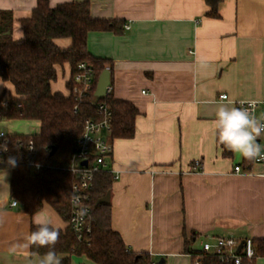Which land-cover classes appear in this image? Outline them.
<instances>
[{"label":"crops","instance_id":"1","mask_svg":"<svg viewBox=\"0 0 264 264\" xmlns=\"http://www.w3.org/2000/svg\"><path fill=\"white\" fill-rule=\"evenodd\" d=\"M37 1L0 0V10L13 16V39L22 38L19 20ZM63 1L47 0L50 6ZM87 1L92 17L128 25L118 34L89 32L86 47L109 61L113 97L138 109L133 137L110 139L108 165L117 174L110 188L112 228L130 250L164 264H193L190 250L200 252L210 237L264 238V164L234 172L243 157H223L212 126L220 104L256 100L264 110V0H222L218 17L206 15L204 0ZM54 43L66 48L71 40ZM69 75L68 64L57 66L52 91L66 93ZM4 89L12 93L0 79V94ZM10 177L0 167V264H37L39 255L19 247L35 214L67 222L48 203L31 215L20 203L12 206ZM80 263L89 261L72 257L71 264ZM254 264H264V257Z\"/></svg>","mask_w":264,"mask_h":264},{"label":"trees","instance_id":"2","mask_svg":"<svg viewBox=\"0 0 264 264\" xmlns=\"http://www.w3.org/2000/svg\"><path fill=\"white\" fill-rule=\"evenodd\" d=\"M208 6L206 15L218 17V6L222 0H204ZM23 32L20 39H13V16L11 11L0 10V79L12 85V93L6 89L0 94L2 120H25L38 124L33 134H12L4 153V161L15 157L17 166L0 165L11 172L9 193L28 214L48 203L67 222L54 246L63 264H71L73 256L85 257L89 263L80 264H158L147 252H135L124 243L118 231L111 225V204L97 203V199L110 190L113 175L102 172L95 175L90 190L91 232L78 240L68 220L72 176L65 170L75 151L76 139L82 132L84 120L98 119L95 106L90 101L105 102L111 111L109 138H131L135 132L136 106L119 100L109 92L95 97L94 91L99 74L104 68L111 71L108 60L92 56L86 47L87 35L91 31L121 33L122 19L92 17L87 0H67L50 6L47 0H38L31 15L19 20ZM68 37L70 46L58 47L55 38ZM86 62L94 70L92 88L77 101L78 92L74 81L76 65ZM68 64L70 75L65 81L66 93L52 91L51 83L57 79V66ZM221 155L231 158L216 137ZM253 160L243 157V170ZM36 230L31 225L30 233ZM255 257H264V238H254ZM49 248L29 247L31 255L42 256ZM193 257H201L200 264H227L215 256L190 250ZM255 260V259H254ZM164 264V262L162 263ZM243 264H247L244 262Z\"/></svg>","mask_w":264,"mask_h":264},{"label":"built area","instance_id":"3","mask_svg":"<svg viewBox=\"0 0 264 264\" xmlns=\"http://www.w3.org/2000/svg\"><path fill=\"white\" fill-rule=\"evenodd\" d=\"M128 28V25H124ZM74 81L77 85L78 92L74 98L77 101L82 100V95L88 92L94 82V70L92 66L82 61L76 65V73ZM111 91L110 86L107 87V93ZM95 96V95H94ZM96 97V96H95ZM227 98V94H221L220 100ZM254 101V104L249 102ZM243 102V103H242ZM90 103L95 106L100 118L94 120L87 118L84 120L82 132L76 139L75 151L72 153L68 166L65 167L71 176V195H70V216L68 223L74 231L78 240L85 239L91 232V221L89 217L90 207L88 202L90 200V190L93 185V180L96 174L108 172L117 178L116 172L109 167L108 160L112 154V142L109 138L111 132V111L105 102ZM260 101L245 100L236 101V107L248 108L256 118L264 122V110H259ZM0 120L1 115H0ZM10 134L0 130V159L4 160L3 146L7 145ZM257 142L261 145L262 152H264V134L258 138ZM7 147V146H6ZM86 161V164H83ZM253 163L264 164V160L255 159ZM4 163H0L2 165ZM193 167L200 169L201 162L195 160ZM236 173L244 172L240 164H236L233 168ZM16 199H11L12 206L18 205ZM82 210H86L83 216L78 215ZM241 240H244L240 250L237 249ZM200 251L209 256L217 257L221 262L227 264H254L255 248L253 239L250 237L237 238L234 236H214L209 239L201 241ZM201 257L193 258V264H200Z\"/></svg>","mask_w":264,"mask_h":264},{"label":"clouds","instance_id":"4","mask_svg":"<svg viewBox=\"0 0 264 264\" xmlns=\"http://www.w3.org/2000/svg\"><path fill=\"white\" fill-rule=\"evenodd\" d=\"M249 103L254 104L255 102ZM212 126L219 143L227 150L238 153L248 160L257 158L264 160V152L257 142L258 138L264 134V122L256 118L248 108L232 106L231 102L220 104L215 109ZM3 150L7 151L6 145L3 146ZM0 163H6L12 168L17 166V160L12 156H9L6 162L0 159ZM6 174L4 172L3 179ZM84 214H86V210L78 213L81 216ZM34 223L36 230L32 231L26 237L27 242L19 247L29 248L35 245L49 248V251L38 258L37 264H63V257L57 254L54 246L59 241L61 230L65 225L54 220L46 211L36 213ZM16 247L14 246L12 251H15Z\"/></svg>","mask_w":264,"mask_h":264},{"label":"water","instance_id":"5","mask_svg":"<svg viewBox=\"0 0 264 264\" xmlns=\"http://www.w3.org/2000/svg\"><path fill=\"white\" fill-rule=\"evenodd\" d=\"M109 83H110L109 70L107 68H104L97 78L94 95L96 97H101L107 94V87ZM83 164H86V161H83ZM96 202L97 203H109L110 202V190H108L104 196L98 198ZM243 243H244V240H241L240 244L237 247L238 250L241 249ZM162 262H163V259H161L158 262V264H162Z\"/></svg>","mask_w":264,"mask_h":264},{"label":"rangeland","instance_id":"6","mask_svg":"<svg viewBox=\"0 0 264 264\" xmlns=\"http://www.w3.org/2000/svg\"><path fill=\"white\" fill-rule=\"evenodd\" d=\"M6 87L9 89L8 85ZM0 130H3L7 134H33L37 130V124L31 121L14 120L3 121L0 120Z\"/></svg>","mask_w":264,"mask_h":264}]
</instances>
